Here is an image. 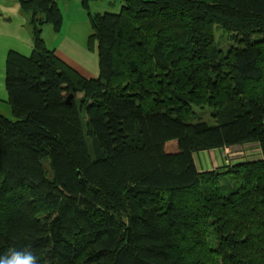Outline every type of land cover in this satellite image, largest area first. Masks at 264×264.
Instances as JSON below:
<instances>
[{"label": "trees", "instance_id": "1", "mask_svg": "<svg viewBox=\"0 0 264 264\" xmlns=\"http://www.w3.org/2000/svg\"><path fill=\"white\" fill-rule=\"evenodd\" d=\"M57 1H19L32 50L5 58L0 255L264 264V0H80L96 76L45 44ZM246 144L257 159L195 161Z\"/></svg>", "mask_w": 264, "mask_h": 264}, {"label": "rangeland", "instance_id": "2", "mask_svg": "<svg viewBox=\"0 0 264 264\" xmlns=\"http://www.w3.org/2000/svg\"><path fill=\"white\" fill-rule=\"evenodd\" d=\"M20 0H0V112L11 117V109L4 86L5 58L10 49L29 55L32 50V26L30 16L19 5ZM109 0L90 1V12H103L109 7ZM118 1L115 3L117 6ZM63 19L59 31H54L49 23L42 26V37L48 48H63L69 51L67 56L84 75H97L96 42L88 46V37L92 32L88 13L80 0H58ZM223 43V42H222ZM70 44V48L68 47ZM256 145L246 144L240 147L222 148L221 151L209 150L197 154L195 159L201 170H213L236 160L257 159ZM228 160V161H227ZM226 161V162H225ZM204 166V168H203Z\"/></svg>", "mask_w": 264, "mask_h": 264}, {"label": "clouds", "instance_id": "3", "mask_svg": "<svg viewBox=\"0 0 264 264\" xmlns=\"http://www.w3.org/2000/svg\"><path fill=\"white\" fill-rule=\"evenodd\" d=\"M0 264H40V260L31 247H24L0 255Z\"/></svg>", "mask_w": 264, "mask_h": 264}, {"label": "crops", "instance_id": "4", "mask_svg": "<svg viewBox=\"0 0 264 264\" xmlns=\"http://www.w3.org/2000/svg\"><path fill=\"white\" fill-rule=\"evenodd\" d=\"M68 47L70 48V44H68ZM56 48V47H55ZM56 51H57V54L63 59V60H65L67 63H69L70 65H72L73 67H75L79 72H81L82 74H83V72L79 69V67L75 64V63H73V62H71L70 61V59H69V57L67 56V53L69 52V51H64L63 50V48H61V49H56ZM89 76H91V75H89ZM218 151H221V150H218ZM201 153L202 152H200V153H198V154H200L201 155ZM196 157V156H195ZM196 161V160H195ZM197 163V162H196ZM197 166H198V168H199V164H197ZM203 168H204V166H203Z\"/></svg>", "mask_w": 264, "mask_h": 264}, {"label": "water", "instance_id": "5", "mask_svg": "<svg viewBox=\"0 0 264 264\" xmlns=\"http://www.w3.org/2000/svg\"><path fill=\"white\" fill-rule=\"evenodd\" d=\"M70 97L67 98V100L69 101Z\"/></svg>", "mask_w": 264, "mask_h": 264}]
</instances>
